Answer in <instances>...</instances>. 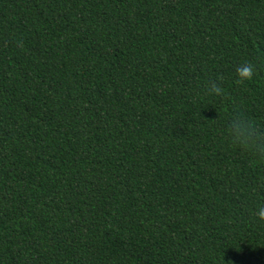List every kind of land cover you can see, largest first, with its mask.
Returning <instances> with one entry per match:
<instances>
[{
	"label": "trees",
	"instance_id": "1",
	"mask_svg": "<svg viewBox=\"0 0 264 264\" xmlns=\"http://www.w3.org/2000/svg\"><path fill=\"white\" fill-rule=\"evenodd\" d=\"M261 207L264 0H0V264H264Z\"/></svg>",
	"mask_w": 264,
	"mask_h": 264
},
{
	"label": "clouds",
	"instance_id": "2",
	"mask_svg": "<svg viewBox=\"0 0 264 264\" xmlns=\"http://www.w3.org/2000/svg\"><path fill=\"white\" fill-rule=\"evenodd\" d=\"M244 73H249L248 68H244ZM247 126L244 124V122H241L236 127V132L234 133L236 139L241 143H247L251 140V135L246 131ZM258 216L261 219H264V207H261L258 210Z\"/></svg>",
	"mask_w": 264,
	"mask_h": 264
}]
</instances>
